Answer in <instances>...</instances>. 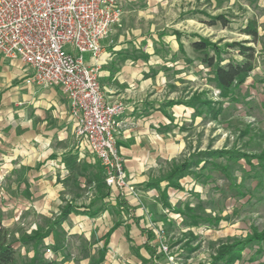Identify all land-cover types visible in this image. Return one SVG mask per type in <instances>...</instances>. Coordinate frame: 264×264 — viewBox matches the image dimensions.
<instances>
[{
  "label": "rangeland",
  "instance_id": "rangeland-1",
  "mask_svg": "<svg viewBox=\"0 0 264 264\" xmlns=\"http://www.w3.org/2000/svg\"><path fill=\"white\" fill-rule=\"evenodd\" d=\"M118 1L132 28L131 36L142 43L132 45L139 46L135 47L137 54L150 62L144 65L147 71L142 72L150 78L146 107L131 109V115L124 108L118 117L117 131L125 136L122 155L126 179L138 197L127 189L117 192L133 205L132 209L108 197L100 199L99 183L91 179L94 174H104L100 161L75 130L73 134L61 131L65 125L64 105L69 100L60 87L29 84L26 80L31 70L27 66L0 58L3 121L19 124L21 131L27 127L23 131L28 133L22 136V148L14 147L13 139L4 138L12 169L0 178V228L16 248L17 264L33 256L31 245H24L20 238L34 230L45 231L67 203L96 202L95 207L105 204L93 216L72 213L62 223L65 262L71 264H104L108 253L119 264H141V252L145 250L151 254L152 264L210 263L222 244L264 231V161L253 158L254 164L245 159L230 163L231 177L208 163L202 168V161L192 167L193 173L179 180L182 188L169 187L165 180L172 168L200 151L225 148L264 154V34L253 14L261 11L258 0ZM219 14L229 23L209 25L211 17ZM251 20L257 22L260 34L256 42L247 44L256 49L254 69L232 95L223 96L211 81L212 68L191 43L200 36L221 47L249 40L241 28ZM87 57L85 54V60ZM221 57L224 62L243 58L236 48L225 49ZM30 90L53 91L58 109L48 103L50 93L40 97V93L35 95ZM196 94L209 100V106L189 107L186 100ZM49 128H57L58 134L50 137ZM50 147L62 155L63 163L50 158L56 154L49 153ZM213 162L228 164L225 159ZM148 183L159 184L164 193L158 187H148ZM192 213L212 219L189 226ZM116 222L118 227L122 223L130 250L121 255L110 252L108 241L105 257L98 262L105 245L104 234ZM50 241L54 242L52 234L45 238L47 245ZM163 245L168 247V254ZM48 249L45 255L53 258L54 251ZM232 264H264V241L248 245Z\"/></svg>",
  "mask_w": 264,
  "mask_h": 264
},
{
  "label": "built area",
  "instance_id": "built-area-1",
  "mask_svg": "<svg viewBox=\"0 0 264 264\" xmlns=\"http://www.w3.org/2000/svg\"><path fill=\"white\" fill-rule=\"evenodd\" d=\"M122 17L118 0H0V56L27 66V83L62 89L74 130L100 161L106 184L138 197L117 142L125 106L106 98L98 63L101 40Z\"/></svg>",
  "mask_w": 264,
  "mask_h": 264
},
{
  "label": "trees",
  "instance_id": "trees-1",
  "mask_svg": "<svg viewBox=\"0 0 264 264\" xmlns=\"http://www.w3.org/2000/svg\"><path fill=\"white\" fill-rule=\"evenodd\" d=\"M208 22L209 25H214L216 23H221L227 25L230 20L226 16L219 14L217 16L211 17V20ZM241 32L250 36L249 40L226 43L225 47H221L216 42L211 41L207 37L200 36L198 40L192 41L191 47L195 52L202 54V60L206 63L207 66L212 68V77L211 81L213 84L220 90L221 95L229 96L232 95L233 89L244 83L247 77L250 75L251 71L254 69L253 59L256 53L254 46H248L250 42H256L259 38V31L257 22L251 20L248 24L241 28ZM228 48H236L239 54L242 55V60H237L235 58H229L227 62H224L222 59V51ZM213 52V53H212ZM209 100L202 99L200 95H194L190 100H186V104L189 107L197 108L200 105L209 106ZM171 102L170 104H173ZM256 158L260 161H264V154H248L242 152L239 149H215V150H204L200 151L197 154H192L189 158H186L182 163L176 165L165 180L169 187L182 188L179 180L193 173L192 167H198L202 161H205V165L202 168L207 167V163L211 164L217 170H222L226 177H231V171L229 169L230 163H239L241 159H245L249 164H254L252 159ZM213 159H225L228 164L220 165L216 162H213ZM262 167H264V162H261ZM94 181L99 183L100 186V199L108 197L111 192L110 186H107L104 174L102 172L94 174ZM92 181V180H90ZM148 187H158L161 191L159 184L157 183H148ZM161 192L164 193L162 190ZM96 202H92L89 205H77L74 203H67L62 209L60 214L53 220L51 225L45 230H34L31 234H26L20 239L24 245H31L33 251V256L25 261L24 264H64L66 261V245L61 238L62 223L69 217L70 214H84L93 216L105 208V204L95 207ZM118 204L123 208H130L127 202L120 197L118 198ZM168 205V203H167ZM190 219V220H189ZM189 226H197L201 223L211 221V217H203L200 214L192 213L189 216ZM214 224L215 222H209ZM117 227V224L110 230L105 237V245L103 246L100 252V258L98 262H102L105 254L107 252V244L109 241V236L111 232ZM3 228H0V264H17V255L16 248L13 242L9 241L5 234L2 233ZM54 236V242L50 245H47L45 238ZM152 239V234L148 235ZM255 241H264V231L255 232L252 235H249L244 240H236L231 243L222 244L216 255L212 258L210 263L202 264H219L223 262L225 264H232L236 260H239L242 257V251L250 244ZM150 248V245H147ZM50 248L54 251L55 254L61 253L63 255L62 259H59L57 256L53 258H48L45 255V249ZM151 250V248H150ZM141 264H152L149 263V260L142 258Z\"/></svg>",
  "mask_w": 264,
  "mask_h": 264
},
{
  "label": "crops",
  "instance_id": "crops-1",
  "mask_svg": "<svg viewBox=\"0 0 264 264\" xmlns=\"http://www.w3.org/2000/svg\"><path fill=\"white\" fill-rule=\"evenodd\" d=\"M258 6L261 7L260 9L261 11L255 12L253 14L258 18L260 33L264 34V0H258ZM123 18H122L124 20L123 23L114 26L112 30L109 32L108 36L101 40L100 43L102 46V52L98 63H99V72H100V83L104 90L106 98L110 101L122 102L125 106L124 108H127L128 114L127 112L126 114L131 115L129 114L131 109L139 111L140 109L145 108L147 105L146 96L150 86V82H149L150 78L146 76L144 77L142 72L147 71L144 65H147V63L150 64V62L146 56L144 57L137 54L135 47L139 48V46H135L132 44H142V43L137 41V38L135 37L133 38L131 36L132 28H130L128 24L126 15L125 17L123 15ZM0 58H4V57L0 56ZM11 61L19 62L17 60H11ZM86 61L90 64L92 63L89 54ZM59 89L62 91L61 88ZM30 92L36 93L35 95L40 93L38 94V96L40 97H43L42 93H44L45 95L50 93V96L52 98L49 99L48 103H50L51 107L58 109L57 106L58 99L55 98L56 94H54L53 91L44 90L42 92L41 91L37 92L35 90H30ZM148 104L151 103L148 102ZM64 107H65L64 112L66 114L64 116L65 118L63 122H65V125L61 128V131L64 133L70 132V134H73L74 124L70 117L69 104H67L66 106L64 105ZM18 125L19 124L13 125L11 123L4 122L3 114L0 112V178L7 176L11 171L10 169H12V166L10 167L8 163L11 159L10 156L8 155V153H10L7 147L8 142L5 144L4 138L8 137L13 139L15 141L14 147L17 146L18 148L19 147L22 148L21 143L24 142L22 136L28 134L27 131L26 133L24 132L27 129V127H22L21 128L22 131H21L18 130L20 129L17 128ZM58 132L59 130L57 128H49L47 133L51 137L53 135L58 134ZM42 133H44V131H42ZM124 137H125L124 135H121L120 132L117 131V142L121 149L122 154H124L122 150L123 148L122 145H124L122 139H124ZM84 144L85 141L82 142L83 147ZM52 147H50L49 153H56V154L55 156H50V158L59 159L63 163L65 160H62L61 158L62 155L59 156V153L55 152L54 148ZM112 190L114 192L113 191L110 192V195L108 196V200H114L115 203L118 205V198L120 197V195H118L117 192L118 189L112 188ZM129 204H130L129 205L130 209H132L133 205L130 202ZM42 208L43 206H41V209ZM116 224L118 223L116 222ZM113 225H115V223ZM119 225L120 226L119 227L117 226L109 236L108 250L110 249V252L113 253L115 252L116 254L121 255L123 252L129 251L130 247L127 243L126 237L123 236V229L121 228L122 223H119ZM104 236L106 237V233L104 234ZM47 243L52 244L53 241ZM120 246L122 247V249H120ZM145 251L146 253L141 252V259L145 258L149 260L151 254H149L147 250ZM54 256H57L59 259L63 258V255L61 253L58 254L54 253ZM64 264H71V263L65 262ZM104 264H119V262L116 259H113V256H110V254L108 253Z\"/></svg>",
  "mask_w": 264,
  "mask_h": 264
}]
</instances>
